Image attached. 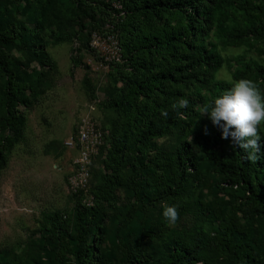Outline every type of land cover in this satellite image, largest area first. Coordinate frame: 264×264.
Returning <instances> with one entry per match:
<instances>
[{
    "label": "trees",
    "instance_id": "obj_1",
    "mask_svg": "<svg viewBox=\"0 0 264 264\" xmlns=\"http://www.w3.org/2000/svg\"><path fill=\"white\" fill-rule=\"evenodd\" d=\"M88 17L95 32L83 48L115 67L114 93L102 104L115 117L94 203L78 200L71 211L43 214L39 238L24 257L3 247L0 264H118L97 242L120 246L104 220L122 185L174 219L190 206L201 217L192 228L136 225L135 247L153 252L130 253L128 264H264V114L249 126L253 106L243 94L264 105V66L254 62L236 69L232 81L219 80L223 60L209 41L215 33L225 45L242 46L252 37L264 55V0L0 2V172L23 137L22 110L45 89L46 70L53 68L48 46L66 42L70 28L83 33ZM95 33L116 40L118 59L98 57ZM79 34L72 42L82 46ZM14 47L37 66L15 56ZM86 83L96 99L88 74ZM171 135L175 148L161 149L157 141ZM189 186L191 204L184 200Z\"/></svg>",
    "mask_w": 264,
    "mask_h": 264
},
{
    "label": "rangeland",
    "instance_id": "obj_2",
    "mask_svg": "<svg viewBox=\"0 0 264 264\" xmlns=\"http://www.w3.org/2000/svg\"><path fill=\"white\" fill-rule=\"evenodd\" d=\"M7 1L0 0L3 4ZM234 12L244 23L248 21L245 14ZM84 24L83 33L70 28L66 42L48 46L47 53L53 61V68L46 70L47 83L43 93L29 109L22 110L26 117L23 137L8 154L6 169L0 172V249L15 248L22 257L29 244L39 238L37 232L43 214L71 211L78 200L85 205H93L94 191L99 187L104 172L110 121L115 114L102 104L114 93L112 75L115 67L85 51L83 44L88 40L87 34L95 32V21L88 17ZM75 34H79L82 46L74 44L75 40L72 42ZM115 41L112 36L103 37L95 33L91 47L97 50L99 58L112 62L118 59ZM209 41L213 42L223 60L217 74L219 80L232 81L236 69L254 62L264 66V55L253 46L259 42L252 37L249 45L242 46L225 45L215 33ZM78 48H81L80 54L77 53ZM12 53L37 66V61L26 57L17 47L12 49ZM77 58L82 62L81 66L74 63ZM87 74L93 82L96 99L90 96ZM238 89L243 90L241 85ZM243 94L253 106L252 117L246 123L249 126L261 123L264 114L262 100ZM88 130L93 144L87 145L82 142L81 133ZM177 143L174 135L157 141L164 150H173ZM192 192L189 186L184 194V200L190 204ZM204 192L207 195V191ZM221 196L228 198L226 194ZM204 199L209 201L211 197L208 195ZM112 204L106 210L104 225L120 237V246L114 248L109 240L97 242V245L116 257L114 260L118 264H128L130 253L153 252V246L135 247L136 225L149 226L165 221L170 228L183 229L201 222L193 206L181 218L174 219L162 208L163 205L154 207L151 203L139 202L125 185L119 186ZM143 206L149 208L144 209Z\"/></svg>",
    "mask_w": 264,
    "mask_h": 264
},
{
    "label": "built area",
    "instance_id": "obj_3",
    "mask_svg": "<svg viewBox=\"0 0 264 264\" xmlns=\"http://www.w3.org/2000/svg\"><path fill=\"white\" fill-rule=\"evenodd\" d=\"M117 51H118V49H117ZM115 55L118 56V52ZM81 139H82V142L83 143L86 142L87 145L88 144H93V142L91 141L92 139H91V131L90 130H88V131H82V133H81ZM87 153H88V151H87ZM87 153L84 152V154H87ZM80 185H83V183L82 184H79V186Z\"/></svg>",
    "mask_w": 264,
    "mask_h": 264
}]
</instances>
